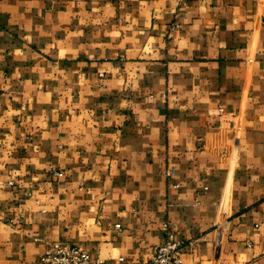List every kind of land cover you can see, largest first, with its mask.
Wrapping results in <instances>:
<instances>
[{"label": "crops", "instance_id": "1", "mask_svg": "<svg viewBox=\"0 0 264 264\" xmlns=\"http://www.w3.org/2000/svg\"><path fill=\"white\" fill-rule=\"evenodd\" d=\"M165 224L264 264V0H0V264H143Z\"/></svg>", "mask_w": 264, "mask_h": 264}, {"label": "built area", "instance_id": "2", "mask_svg": "<svg viewBox=\"0 0 264 264\" xmlns=\"http://www.w3.org/2000/svg\"><path fill=\"white\" fill-rule=\"evenodd\" d=\"M175 1L184 5L189 0ZM55 174L63 175L61 172ZM168 176H171V172H168ZM118 227L120 228V225ZM164 229L166 230L165 241L156 248L153 258L143 264H183L184 241L176 238L169 224H165ZM39 264H104V261L94 258L82 246L65 241H55L48 244L40 257Z\"/></svg>", "mask_w": 264, "mask_h": 264}]
</instances>
